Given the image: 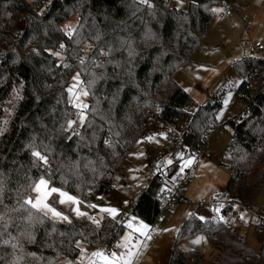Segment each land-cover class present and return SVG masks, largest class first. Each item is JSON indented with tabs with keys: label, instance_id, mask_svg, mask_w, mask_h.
<instances>
[{
	"label": "trees",
	"instance_id": "1",
	"mask_svg": "<svg viewBox=\"0 0 264 264\" xmlns=\"http://www.w3.org/2000/svg\"><path fill=\"white\" fill-rule=\"evenodd\" d=\"M174 1L0 0V122L6 112L5 89L15 77L23 83V99L0 132V214L5 215L0 241L16 244L0 243V264H61L79 257V238L113 247L126 230L123 219L108 214L96 227L84 216L67 221L21 207L36 196L33 189L42 177L50 187L91 205V191L115 189V176L139 138L152 132L146 123L155 116L167 124V140L177 137L194 145L217 126L221 100L201 103L191 112L194 97L176 74L194 64L216 18L212 9L223 0H187V9ZM21 16V27L6 26ZM73 16L78 20L68 34L64 24ZM60 45L62 59L55 54ZM232 68L242 76L237 89L241 110L225 122L231 128L225 190L254 203L264 185V53L242 55ZM76 72L87 80L90 99L83 123L73 130L68 124L76 108L68 87ZM187 116L188 129L174 132ZM35 152L47 156V164ZM175 169L167 177L157 172L146 188L133 193L134 215L149 223L155 218L162 185ZM55 195L49 203L64 212ZM238 211L230 203L222 209L223 217L192 212L177 233L168 264H264V238L255 249L247 233L229 225L240 220ZM196 233L222 251L210 259L199 249L179 245Z\"/></svg>",
	"mask_w": 264,
	"mask_h": 264
},
{
	"label": "rangeland",
	"instance_id": "2",
	"mask_svg": "<svg viewBox=\"0 0 264 264\" xmlns=\"http://www.w3.org/2000/svg\"><path fill=\"white\" fill-rule=\"evenodd\" d=\"M173 4L179 9H187L189 5L187 0H175ZM77 20L78 17L73 16L64 24L65 30L68 34L72 32L75 24L77 23ZM21 24L22 23L18 21L16 22V24L15 23H13L12 25L6 24V26L8 27L16 26V28H18L22 26ZM6 31L10 33L14 32L9 28H7ZM251 32L255 35L256 38L261 37L262 41L264 42V22H261L260 24L257 25H253ZM84 47H85V52L88 53L91 47L89 46V44L84 45ZM56 53H59V55L57 56L60 59H62L64 57V47L62 48V50L55 51V54ZM186 68L187 67L184 66L182 67V69H180L177 72L176 79L194 97V101H192L188 105V109L191 112L194 111L199 104L206 103L210 100H221L222 102L221 107L217 112V129L215 133L212 135L209 144H210V150L213 153L212 160L215 161V163L219 168H221V170H223L224 172H229L228 164L231 161V150H230L231 128L228 125H226L225 122L230 117H233L234 115L238 114L239 111L241 110V100L239 95L237 94V89L240 83L242 82V76L233 68L227 67L222 77L215 78L214 81L211 82L209 85L208 84L202 85L200 80L206 73V69H207L206 64L197 65V67H195V69L191 73H188ZM77 74L79 73L76 72L72 76L68 87L69 90L71 89V91H69V100L71 104H73L74 107L76 108V114L71 120L76 122L71 127L73 130H77L78 127L81 126V124L83 123L87 111L86 108L82 106L88 105L90 99V95L89 92L87 91V88L84 91H87L88 95H83V92L81 93L78 92L80 83L82 81V77L79 75L78 80L74 79V77H77ZM3 98L6 105V112L5 115L3 116V119L0 122V132H2L7 127L8 122L10 121L13 115V112L16 110V108L23 99V83L18 77L11 79L9 86L5 89ZM226 100H227V104H225ZM155 119L156 116L153 118V120ZM168 129L169 128L167 127V125H163V124L161 125L159 122V127L157 129L155 128L152 129L151 133H149L146 130V132L139 138V140L135 143L133 148L129 151L127 158L124 160L119 172L115 176V179L118 178V181H115V185H116L115 189L108 191L106 193H100L96 190L91 191L90 196L94 205L97 207V210L93 211V213H90L88 217L91 222H93L94 220L99 221V223L93 222L94 225L100 227L102 223L103 215L104 214L111 215L110 213L103 211V209L105 208L117 209L115 216L113 215L111 216L117 219H124L127 225L126 231L122 234L121 239H119V242L117 243V245L120 243L122 244L123 250L117 248L116 244L113 247L104 246L103 249L99 248V251L103 252L105 255H108L106 249L111 248L112 253H115L118 257H121V259L119 260V264H125V262L129 260L131 261V264H167L165 255L167 253V250L169 249V245L171 243L170 240L163 237V235H161L162 233H160L159 236L155 238L154 234L149 231L150 229L149 223L134 215L131 212L130 206L132 203L133 193H135L137 190L146 188L149 185L152 176L158 172L156 165L161 161L169 162L170 160L171 148L167 140ZM180 130L181 129H178V127H176L174 129V132L180 134L181 133L179 132ZM208 177L209 174H206V178ZM41 179L47 181L46 188L49 189V180L45 177H42ZM205 185L208 188H212L216 186L217 187L215 191L216 195H220L223 192V188L220 187L219 183L214 181L213 179H209L207 182H205ZM46 188L42 187L40 193H37L35 191L36 196L31 198L35 199L38 196H44ZM60 190L65 193H68L62 189ZM52 194L54 193H51L50 195H47L45 197L44 199L45 203L51 205L48 200ZM56 194L59 196V193ZM68 194L74 196L73 194L70 193ZM57 195H55L56 198ZM74 197L79 202L78 205L72 203H59L60 199L67 200V197L66 196L58 197V203L60 207H62L65 210L64 212H62L56 208L55 209L58 212H61L64 215L68 216L69 219L67 221L70 220L71 216H78L73 211V208L78 206L81 211V204H80L81 201L76 196ZM254 203L257 206H261V205L264 206V185L262 186V189L258 194L257 198L255 199ZM118 206H120L121 210L118 209ZM51 207L53 206L51 205ZM86 208L88 209L86 211L92 212L91 210L92 205H88V207ZM168 212H172V211H165L164 214L168 216L169 215ZM197 213L202 218H206V216L208 215V213L203 212L201 210L200 212L198 210ZM210 213L212 214V212ZM240 213H241V218H240L241 222L244 223L250 222L247 232L248 242L255 249H258L261 244V239H259L255 233L258 217L256 216V214H251V212L246 209L240 210ZM49 214L51 215V213ZM133 218L135 219L133 220ZM134 222L138 224L136 230L139 232L138 233L139 241L136 244L135 250H133V248L132 250H130V247L131 246L133 247V245L129 244L128 237L133 232L132 230L135 228L133 227ZM129 225L131 226L129 227ZM143 225H146L147 228L144 229L142 227ZM138 227L139 229H137ZM142 240L144 241L143 244H141ZM196 241L199 242L197 243ZM77 242H79L83 254L87 255V250L83 248L84 246L89 248L87 241L82 238H79ZM173 243L174 241L172 240V245ZM140 244L141 247L139 249V252H137ZM179 245L184 248H189V247H193L196 249L198 248L203 253L206 252L204 253L205 256L210 259L215 258L217 256L216 252L210 254V252L213 251L214 247L211 246L209 242L206 241L205 237H203L201 233H196L191 237L179 240ZM124 249H126V251ZM129 250L132 253L131 256L127 255ZM98 261L100 262V264H103L102 259L99 258Z\"/></svg>",
	"mask_w": 264,
	"mask_h": 264
},
{
	"label": "crops",
	"instance_id": "3",
	"mask_svg": "<svg viewBox=\"0 0 264 264\" xmlns=\"http://www.w3.org/2000/svg\"><path fill=\"white\" fill-rule=\"evenodd\" d=\"M236 1L242 5V12L241 13L235 12V13H232L231 15H221L220 12H216V18L214 20L212 30L210 34L208 35V37L205 39L202 46L197 51L195 55L194 64L185 66L187 67L186 68L187 72L191 73L195 69V67H197V65L206 64L207 66L206 73L200 80L202 85L203 84L209 85L211 82L214 81L215 78L222 77L227 67L232 68V62L235 59L241 57L243 54L244 55L246 54L248 43L250 41H254V39L256 38L255 35L251 32L252 26L260 24L261 22H264V0H236ZM244 14H246V17H244ZM256 39L262 41L261 37L256 38ZM206 174H209L208 178H206ZM229 176H230L229 172H224L223 170H221V168H219L217 164L215 163V161L213 160H206L200 164L194 177L190 180V182L187 185V188L185 191V201L181 203L178 206V208H176L174 211L168 212L169 213L168 216L165 215L166 220L163 224V227L160 233H162L161 235H163V237L167 238L171 242L169 245V249L167 250V253L165 255L167 264H168V259L172 251V248L174 247L175 242H176L177 233L182 223L192 212L197 213L198 210L199 212L201 210L196 206L195 202L197 198L201 196L211 197V196L216 195L215 191L217 187L214 186L212 188H208L205 185V182H207L209 179H213L214 181L219 183V186L222 187L223 190H225ZM115 181H118V178ZM51 188L52 187H50L49 185V189ZM115 188H116V185H115ZM80 204H81V211L84 213H87V215H85L84 217H86L87 220L90 221L88 216L90 213H93V211L97 210V207L94 205V203L91 204L92 212L91 211L89 212V211H86L88 210L86 207H88L89 204L87 205L85 204L86 206L82 204V202H80ZM118 209L121 210L120 206H118ZM130 209H131V206H130ZM201 211L208 213L206 218L211 217L210 211L208 210H201ZM238 215L241 218L240 210L238 211ZM74 217L78 218L80 216H74ZM137 226L138 224L134 222L133 227L135 228L132 230L133 232L128 237L129 244L133 245V247L132 246L130 247V250H132V248L133 250H135L136 244L139 241V238H138L139 232L136 230ZM137 229H139V227ZM158 236L156 237L154 236V237L157 238ZM121 237L122 235L120 236L119 239H121ZM172 240L174 241L173 245H172ZM87 243L89 245V248H87L86 246L83 247L87 250V255L83 254L81 246H80L81 252H80L79 257L76 259H64L62 264H100V262L98 261L99 258L94 257L92 254L99 251V248L103 249V247L107 245H92L89 242ZM143 243L144 241L142 240L141 244ZM141 244L139 245L137 252H139ZM210 245L214 247L213 251H211L210 254H213V252H216V255H218V253L222 251V248L220 246L213 245V244H210ZM117 248L123 250L122 244L121 243L118 244ZM189 248H193V247H189ZM184 249H187V248H184ZM124 250L126 251V249ZM141 250H140V253H141ZM110 253H112V249Z\"/></svg>",
	"mask_w": 264,
	"mask_h": 264
},
{
	"label": "built area",
	"instance_id": "4",
	"mask_svg": "<svg viewBox=\"0 0 264 264\" xmlns=\"http://www.w3.org/2000/svg\"><path fill=\"white\" fill-rule=\"evenodd\" d=\"M219 9H223L220 12L221 15H231L235 12H241L242 5L236 0H223ZM246 17V14H244ZM20 23L24 21V16H21L18 20ZM247 53L249 54H260L264 53V42L261 40L250 41L247 45ZM87 88V80L82 78L78 92H84ZM264 93V87L262 88ZM150 120L146 123V128L159 127V122L162 125H167L160 119ZM188 116L185 117L181 122H179L176 127L181 129L179 132L183 133L188 129ZM175 127V128H176ZM217 129L216 125L211 126L207 129L202 137L201 142L197 145L189 143L183 140H179L177 137H172L168 139V143L171 148L170 163L169 162H159L156 167L159 173L165 174L167 177L171 170V167L176 165V169L172 174L169 183H164L161 191L158 195L160 200V212L155 216V218L150 222L149 231L158 236L162 230L163 224L166 220L164 214L165 211H174L178 206L185 201V191L188 183L194 177L196 171L198 170L200 164L206 160H212L213 153L210 150V139ZM180 133V134H181ZM189 161H191L189 163ZM196 206L201 210H208L212 212V216L223 217L222 209L227 204H233L235 209L243 210L246 209L251 212V214H256L258 221L256 223L255 233L259 239L264 238V206H257L255 203H250L248 201L239 199L229 193L227 190H223L220 195H214L211 197L201 196L196 200ZM249 223H244L239 220L238 222H230L229 225L233 231L242 230L245 233L248 232ZM107 253L111 252V249L106 250Z\"/></svg>",
	"mask_w": 264,
	"mask_h": 264
},
{
	"label": "snow or ice",
	"instance_id": "5",
	"mask_svg": "<svg viewBox=\"0 0 264 264\" xmlns=\"http://www.w3.org/2000/svg\"><path fill=\"white\" fill-rule=\"evenodd\" d=\"M212 11H214V12H222L223 9H212ZM60 47L63 48L64 46L63 45H60ZM56 55H59V53H56ZM82 63H83V61H82ZM78 78H79V74H77V77H74V79H77V80H78ZM69 91H71V89ZM83 95H88V92L87 91H84L83 92ZM225 104H227V100L225 101ZM82 107L87 108V105H83ZM74 123H76V122L75 121H70L69 124H68V127L71 128ZM33 155L36 156L40 161H42L45 164H47V162H48L47 156L42 155L39 152H35V153H33ZM190 162L191 161H189V163ZM169 163H170V161H169ZM46 185H47V181L41 179L38 182L37 186L33 190L36 191L37 193H40L41 188L42 187L46 188ZM2 191H3V187H2V184H0V193H2ZM51 193H59V195L61 197H65V196L67 197V200L60 199L59 200V203H72V204H76V205L79 204V202L76 200V198L74 196H71L68 193L63 192L60 189H56V188L47 189L46 188L45 193H44V196H38L35 199L30 197L27 200H24L23 201V203L21 204V207L30 206L31 208L36 209L38 212H43L44 216H48L49 213H51L52 217L60 218V219H63V220H68L69 219L68 216L64 215L61 212H58L55 208L51 207V205H49V204H47V203L44 202L45 197L47 195H50ZM2 203H3L2 200H0V204H2ZM73 211L78 216H85V215H87V213H84V212L80 211V209H79L78 206L75 207V208H73ZM103 211L108 212L111 215L115 216V214L117 212V209H115V208H105V209H103ZM134 219L135 218H133V220ZM4 220H5V215L4 214H0V221H4ZM93 222L94 223H99V221H96V220H94ZM130 226L131 225H129V227ZM142 227L144 229L147 228L146 225H143ZM3 228L6 231V228H7V224L6 223L3 224ZM0 236H3V232L2 231H0ZM29 238H31L30 234H29ZM14 239L15 238H13V240ZM196 242L198 243L199 241H196ZM0 243H3L5 245L11 244V246L13 248L16 247V244L13 243L12 240H2V241H0ZM77 247H80L79 242H77ZM92 255L94 257H98V258L102 259L103 264H119V260L121 259V257H118L115 253H110L108 255H105L101 251H97V252L93 253ZM127 255H129V256L132 255V253H131L130 250L127 253ZM125 264H131V261L130 260L129 261H126Z\"/></svg>",
	"mask_w": 264,
	"mask_h": 264
}]
</instances>
